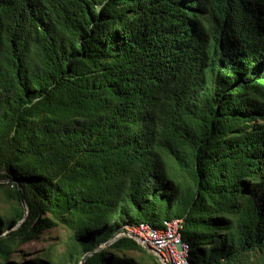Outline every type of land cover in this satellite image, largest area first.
Instances as JSON below:
<instances>
[{"label":"trees","instance_id":"obj_1","mask_svg":"<svg viewBox=\"0 0 264 264\" xmlns=\"http://www.w3.org/2000/svg\"><path fill=\"white\" fill-rule=\"evenodd\" d=\"M0 192V264L59 225L138 264L119 231L172 219L191 264H264V0H0Z\"/></svg>","mask_w":264,"mask_h":264},{"label":"rangeland","instance_id":"obj_2","mask_svg":"<svg viewBox=\"0 0 264 264\" xmlns=\"http://www.w3.org/2000/svg\"><path fill=\"white\" fill-rule=\"evenodd\" d=\"M9 202L7 196L0 192V213L11 208ZM68 237V233L61 225L46 228L43 232L38 234L32 242L19 248L17 254L14 256V263L21 264L24 262H32L48 254L55 257L60 264H81L78 260L74 262H69L67 260ZM111 244L112 243L107 245L110 246ZM109 246H107V248ZM119 254L133 258L138 264H158L157 260L151 259L150 256L153 255V253L150 250H148V254L139 251H129Z\"/></svg>","mask_w":264,"mask_h":264},{"label":"bare ground","instance_id":"obj_3","mask_svg":"<svg viewBox=\"0 0 264 264\" xmlns=\"http://www.w3.org/2000/svg\"><path fill=\"white\" fill-rule=\"evenodd\" d=\"M183 220L172 219L165 221L162 228H154L150 224L141 223L135 227H126L119 231L117 238L128 237L134 239L145 249H151L161 264H191L190 248L182 238ZM137 234L136 236H130ZM171 240L176 244V259L170 261L169 255L163 251V243ZM104 245L101 249H107Z\"/></svg>","mask_w":264,"mask_h":264},{"label":"built area","instance_id":"obj_4","mask_svg":"<svg viewBox=\"0 0 264 264\" xmlns=\"http://www.w3.org/2000/svg\"><path fill=\"white\" fill-rule=\"evenodd\" d=\"M137 234H132L130 236H136ZM163 251L169 255L170 261L172 259H176L177 251H176V244L171 240H167L163 243Z\"/></svg>","mask_w":264,"mask_h":264},{"label":"water","instance_id":"obj_5","mask_svg":"<svg viewBox=\"0 0 264 264\" xmlns=\"http://www.w3.org/2000/svg\"><path fill=\"white\" fill-rule=\"evenodd\" d=\"M20 194H21V192H20ZM22 195V194H21ZM21 198H22V196H21ZM22 201H23V198H22ZM23 204H24V201H23ZM119 238H116V240H118ZM102 249H100V250H98V251H101ZM148 250H150L151 251V249H148ZM83 263V262H82ZM81 263V264H82Z\"/></svg>","mask_w":264,"mask_h":264}]
</instances>
